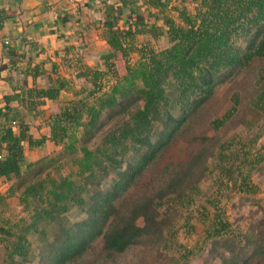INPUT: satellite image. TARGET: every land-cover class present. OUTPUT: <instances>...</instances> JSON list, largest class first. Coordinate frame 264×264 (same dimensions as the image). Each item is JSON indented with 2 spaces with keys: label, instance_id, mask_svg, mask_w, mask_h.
Wrapping results in <instances>:
<instances>
[{
  "label": "trees",
  "instance_id": "16d2710c",
  "mask_svg": "<svg viewBox=\"0 0 264 264\" xmlns=\"http://www.w3.org/2000/svg\"><path fill=\"white\" fill-rule=\"evenodd\" d=\"M185 1L104 2L99 23L107 48L97 56L102 67L76 58L73 79L58 74L48 86L27 87L23 97H4L0 181H10L6 196L18 191L30 222H10L0 212V240L6 243L3 264H28L26 234L38 232L43 240L47 224L54 222L58 229L45 244L39 264H146L150 254H155L154 264H161L167 258L161 248L169 240L176 243L174 204L192 202L207 172V158L222 145L215 136L200 135L194 125L209 114L207 104L218 83L264 63V0H189L195 5L192 10ZM141 35L165 38L169 45L156 50L138 42ZM132 54L137 55L134 61ZM117 62L123 63L121 69ZM33 70V75L39 73L38 66ZM109 74L113 82L108 84ZM61 90L70 98L59 101ZM12 100L26 108H12ZM48 100H56L58 108L46 116L42 106ZM231 100V108L213 117L210 128H226L240 111L253 115L250 121L241 120L246 125L264 115L262 67L250 89L234 91ZM26 112L45 118L48 139L61 147L55 157L28 160L25 150L43 146L47 137L29 132ZM179 138L190 148L198 141L189 157L167 154ZM62 155L74 170L61 174L56 164L55 175L48 171L42 177ZM221 168L232 179V163ZM109 177V186L103 188ZM239 182L248 193L257 189L249 175ZM2 196L0 192V200ZM72 210L83 217L70 222L66 214ZM205 239L221 264H264V215L256 229L240 235L217 213L205 229ZM128 253L132 259L122 262ZM189 253L165 264H185L181 261Z\"/></svg>",
  "mask_w": 264,
  "mask_h": 264
},
{
  "label": "rangeland",
  "instance_id": "374dc122",
  "mask_svg": "<svg viewBox=\"0 0 264 264\" xmlns=\"http://www.w3.org/2000/svg\"><path fill=\"white\" fill-rule=\"evenodd\" d=\"M179 1L180 0H174V3L177 4ZM184 5L190 10L195 6L189 0H186ZM158 23H160V21ZM138 42H148L156 50H160L169 45L167 39L162 37L153 39L149 35L139 36ZM88 57V64L90 66L97 65L102 67L98 58L94 60L91 54H89ZM136 58V54L131 55L133 61ZM122 64L121 62H117V67L121 69ZM261 67L264 74V63H254L251 71H240L233 79L218 83L214 89V99L207 104L209 114L203 118V123L194 125L200 135H206V138H213L215 136V139L218 140L217 144L220 143L222 145L219 147L215 146V149L211 151L213 155L207 158V172L201 182H199L198 190L191 195L193 196L190 198L192 202L189 205H186L187 201L181 204H174L176 211L172 216L174 218V240L176 243L174 242L171 244L172 240H169L167 241L166 248H161V252L167 257L162 258L161 264H165L172 257H175L179 262V256L181 257V254L183 255V252L187 250H190L191 253H189L188 257L181 261V263L221 264V260L218 256H212L210 252L211 243L205 239V229L211 218L217 213L221 214L223 218L230 222L231 229H233L236 234L238 233L241 235L248 233L250 230L256 229L257 226H259L260 219L264 215V115L256 122L246 125L241 120L245 118L250 121L253 115L240 111L234 115L230 121L231 124H228L226 128L220 130L221 132L210 128L209 122L213 117L220 116L226 109L231 108V96L234 91H243L247 88L250 89ZM72 71V74H70L72 77H70V79L74 78V69ZM106 80L108 84L113 82V78L110 74L106 77ZM77 88H79V86H77ZM236 108L241 107L238 106ZM47 110H50V108H47ZM114 121L115 119L112 120V123ZM38 123H33V135L35 137L45 136L47 138L43 146L25 150L28 160L37 161V159L43 156L55 157L57 151L61 149L59 145H53L48 139V127L41 125V121H38ZM253 139L255 140L252 141ZM210 141L212 145H214L215 142L212 140ZM193 144L194 148H190L189 144H187L184 139L179 138L178 143H172L167 148V154L175 158H179L183 155L189 157L191 152H194V149L197 148L198 141ZM261 156H263L262 159H260ZM66 160V157L63 155L57 157L56 161H54L50 167L44 169L41 174L42 177L48 171H50L52 176L55 175L57 171L54 165L56 164H60L61 168L59 172H61V174H67L74 170V167H72L70 163H65ZM230 163H232L234 171L231 173L232 179L229 180L225 176V173L221 171V166L222 164L229 166ZM124 166L125 165H123V167ZM31 174H27L26 178L29 179ZM243 175H249L250 182L257 187L255 192L248 193L239 185L240 178ZM110 180L111 177L104 180L102 187H108ZM235 181L236 183H234ZM9 184L10 181L8 183L0 181V192L3 194V198L0 200L2 218L5 219L6 217L8 221L15 223H17L19 219H25L26 222H30V218H28L29 214L19 203L18 191L12 196H6L5 191ZM66 215L70 222H74L82 218L84 214L72 210ZM2 222L4 223V220H2ZM137 223L142 225V219L139 218ZM40 227L41 223H39L38 228ZM260 227L263 228V225ZM57 229V223L47 224V236L43 240L40 239L38 232L30 231L26 234V238L29 242L27 255L29 259L28 264H39L42 254L45 253V244L55 237V230ZM154 255L155 254L148 255L149 258L146 259V264H154ZM5 258L6 243L0 240V264H3ZM131 259L132 253H128L123 257L122 262H127Z\"/></svg>",
  "mask_w": 264,
  "mask_h": 264
},
{
  "label": "crops",
  "instance_id": "0c3cea01",
  "mask_svg": "<svg viewBox=\"0 0 264 264\" xmlns=\"http://www.w3.org/2000/svg\"><path fill=\"white\" fill-rule=\"evenodd\" d=\"M112 1L0 0V36L10 40L0 54V112L5 108V96L19 94L23 97L27 87L48 86L58 74L72 77L75 61L88 64L89 54L96 60L107 48L99 23L103 3ZM36 66L39 73L33 75ZM68 98L70 93L61 90L59 101ZM10 105L19 111L26 108L16 100ZM42 107L48 116L56 111L58 103L48 100ZM23 118L31 134L34 122L41 121V125L47 127L45 118L40 115L26 112Z\"/></svg>",
  "mask_w": 264,
  "mask_h": 264
},
{
  "label": "built area",
  "instance_id": "2783aa9c",
  "mask_svg": "<svg viewBox=\"0 0 264 264\" xmlns=\"http://www.w3.org/2000/svg\"><path fill=\"white\" fill-rule=\"evenodd\" d=\"M10 40L6 36H0V54L3 53L4 49L9 45Z\"/></svg>",
  "mask_w": 264,
  "mask_h": 264
}]
</instances>
